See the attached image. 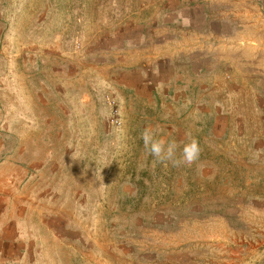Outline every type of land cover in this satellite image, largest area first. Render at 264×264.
I'll list each match as a JSON object with an SVG mask.
<instances>
[{
	"label": "rangeland",
	"instance_id": "rangeland-1",
	"mask_svg": "<svg viewBox=\"0 0 264 264\" xmlns=\"http://www.w3.org/2000/svg\"><path fill=\"white\" fill-rule=\"evenodd\" d=\"M192 1L0 0L3 104L62 133L57 201L32 217L73 229L62 264H264V10L214 56L133 49ZM145 128L199 160L156 162Z\"/></svg>",
	"mask_w": 264,
	"mask_h": 264
},
{
	"label": "crops",
	"instance_id": "crops-1",
	"mask_svg": "<svg viewBox=\"0 0 264 264\" xmlns=\"http://www.w3.org/2000/svg\"><path fill=\"white\" fill-rule=\"evenodd\" d=\"M194 1L189 9L191 17L181 15L174 29L158 20L159 29L146 33L142 44L138 47L134 44L133 49L151 57H173L178 53L184 57H210L214 56L217 41L227 50V27L236 24L243 31L233 33L234 39L254 41L246 26L249 11H263L264 0ZM3 94L0 88V264H62L60 254L55 251L70 238L59 233L73 229H35L32 218L36 210L57 201L56 181L64 171L58 170L56 163L57 159L64 161L65 158L61 156L62 147L56 146V138L62 133L52 128L49 117H36V111H31L32 117L11 111L7 103L3 104ZM35 118L46 124L41 122L43 125L38 126ZM14 120L21 124L13 125ZM49 233L51 243L47 238Z\"/></svg>",
	"mask_w": 264,
	"mask_h": 264
},
{
	"label": "clouds",
	"instance_id": "clouds-1",
	"mask_svg": "<svg viewBox=\"0 0 264 264\" xmlns=\"http://www.w3.org/2000/svg\"><path fill=\"white\" fill-rule=\"evenodd\" d=\"M141 139L143 140L145 150L155 158L156 162L165 165L170 163L173 167L190 166L196 163L202 152L199 141L191 138L190 142L184 144L180 156L177 157L178 145L176 142H166L162 138H156L150 128L143 130Z\"/></svg>",
	"mask_w": 264,
	"mask_h": 264
},
{
	"label": "built area",
	"instance_id": "built-area-1",
	"mask_svg": "<svg viewBox=\"0 0 264 264\" xmlns=\"http://www.w3.org/2000/svg\"><path fill=\"white\" fill-rule=\"evenodd\" d=\"M113 123H114L115 125H118V124H119V121H118V120H114Z\"/></svg>",
	"mask_w": 264,
	"mask_h": 264
}]
</instances>
